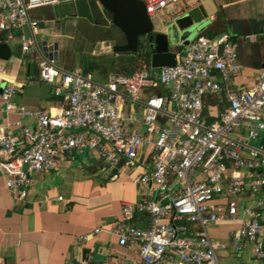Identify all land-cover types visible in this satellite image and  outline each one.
Here are the masks:
<instances>
[{
	"label": "built area",
	"instance_id": "2783aa9c",
	"mask_svg": "<svg viewBox=\"0 0 264 264\" xmlns=\"http://www.w3.org/2000/svg\"><path fill=\"white\" fill-rule=\"evenodd\" d=\"M142 1L152 16L179 0ZM58 3L0 0V32L32 27L30 11ZM19 38L25 63V54L39 48L35 36ZM245 38L253 41L255 35ZM176 61L97 82L42 56L38 78L52 87L59 107L53 112L16 105L21 86L4 82L0 104L27 122L0 121V173L11 193L23 199L35 174L55 169L73 151L96 152L115 179L139 166L145 148L153 167L135 181L146 188L138 210L149 225L133 224L132 206L124 203L113 229L119 245L137 248V264H219L226 245L208 227L226 220L242 223L230 234L233 252L264 259V198L258 195L264 192V68L250 87L237 84L239 48L227 32L196 35L177 51ZM80 263L95 264L94 256Z\"/></svg>",
	"mask_w": 264,
	"mask_h": 264
},
{
	"label": "crops",
	"instance_id": "0c3cea01",
	"mask_svg": "<svg viewBox=\"0 0 264 264\" xmlns=\"http://www.w3.org/2000/svg\"><path fill=\"white\" fill-rule=\"evenodd\" d=\"M196 6L203 7L208 20L198 34L213 37L227 32L237 41L241 70L236 82L250 87L264 68V0H179L154 14L161 23L168 21L165 26L155 28V32H165L166 27L181 16L182 10ZM69 7V4L59 3L32 10L29 14L34 23L32 27L28 24L13 26L0 32V40L8 43L12 50V57L0 62V82L21 86L13 98L16 105L42 107L53 112L59 107L52 87L38 78L39 60L47 56L43 51L45 41L50 46L59 43V64L63 60L70 71L83 73L82 66L88 57L117 56L114 46L121 44L119 41L124 35L117 27L111 30V17L107 12L103 14L107 19L105 23L94 24L65 15ZM22 33L35 36L39 48L25 54V63L21 60L19 37ZM249 34L255 35V40L248 41L245 36ZM81 39L83 45L77 43ZM31 64L35 65L33 75L29 72ZM112 75L117 73L107 71L95 77L86 76L107 82ZM0 118L3 123L6 119L27 122L20 118L19 112L7 114L4 104H0ZM104 165L96 152L86 148L73 151L62 158L55 169L35 174L29 193L23 199L11 193L0 173V264H81L87 254L94 256L95 264H137V248L119 245L113 229L123 217L124 203L132 206V223L148 227V216L138 210L146 188L135 179L144 170L152 169V154L144 148L139 166L115 179H111L112 171H104ZM258 195L264 198V192ZM260 219L264 223V209ZM241 224L238 220H226L208 227L210 236L226 245L218 257L229 260L230 264H264V259L254 258L250 251L240 256L233 252L230 234ZM96 228L101 230L94 233L93 238L80 242L81 236L93 233Z\"/></svg>",
	"mask_w": 264,
	"mask_h": 264
},
{
	"label": "water",
	"instance_id": "95a60500",
	"mask_svg": "<svg viewBox=\"0 0 264 264\" xmlns=\"http://www.w3.org/2000/svg\"><path fill=\"white\" fill-rule=\"evenodd\" d=\"M59 3L70 5L68 14L65 15L84 18L94 24L105 23L107 19L103 18L104 12L110 14L111 23L125 38L123 44L114 46L116 53L135 52L140 38L148 37L152 48L150 59L152 71L161 67L175 66L177 51L187 46L192 37L208 23L207 14L202 6L185 8L181 11V16L166 27L165 32H155L151 16L147 14L145 2L142 0H59ZM43 45L47 57L59 63V43L54 42L50 46L45 41ZM11 57L12 50L9 44L0 40V60L8 61ZM34 71L35 65L31 64L29 72L33 75ZM3 86L4 83L1 84L0 89Z\"/></svg>",
	"mask_w": 264,
	"mask_h": 264
},
{
	"label": "trees",
	"instance_id": "16d2710c",
	"mask_svg": "<svg viewBox=\"0 0 264 264\" xmlns=\"http://www.w3.org/2000/svg\"><path fill=\"white\" fill-rule=\"evenodd\" d=\"M108 15L111 17L110 14ZM142 41H139L138 49L135 52H120L117 53V56H114V54L107 58H86L82 66L83 73L86 75L91 74L93 77H95L96 74L103 75L104 72L107 71L120 75H132L135 71L142 69L144 66L149 67L152 54L151 44L148 39L144 38ZM180 51H182V49Z\"/></svg>",
	"mask_w": 264,
	"mask_h": 264
},
{
	"label": "rangeland",
	"instance_id": "374dc122",
	"mask_svg": "<svg viewBox=\"0 0 264 264\" xmlns=\"http://www.w3.org/2000/svg\"><path fill=\"white\" fill-rule=\"evenodd\" d=\"M151 19H152V21H153L154 28H159L160 26H165L166 24H168V21H167V20H164V21L161 23V21H159L155 15L152 16ZM115 29H116V26H114V25L112 24L111 30H115ZM118 32H119V31H118ZM78 36H79V35H78ZM195 36H196V35H195ZM195 36H194V37H195ZM194 37H192V39H193ZM140 40H141V41L144 40V37H141ZM124 42H125L124 37H123V38L121 37L119 43L123 44ZM142 42H143V41H142ZM77 43H79V44L81 43V45H83V44H84V41L81 39V40H78ZM79 44H76L75 46H78ZM88 45H89V41H88V43H87V48H88ZM86 52H87V50L85 51V53H86ZM60 64L63 65V66H64V65L69 66V65H67L66 63L64 64L63 60H60ZM64 67H65V66H64ZM8 69H9V68H8ZM72 69H75V68L72 67ZM156 73H158V70H156ZM0 119H1V118H0ZM259 142H260V141H258V142L256 141V142H254V144H255V145H258ZM218 261H219V264H230V261H229V260L224 259V258H221V257H218Z\"/></svg>",
	"mask_w": 264,
	"mask_h": 264
},
{
	"label": "flooded vegetation",
	"instance_id": "af4514ba",
	"mask_svg": "<svg viewBox=\"0 0 264 264\" xmlns=\"http://www.w3.org/2000/svg\"><path fill=\"white\" fill-rule=\"evenodd\" d=\"M145 39H148V37H145Z\"/></svg>",
	"mask_w": 264,
	"mask_h": 264
},
{
	"label": "bare ground",
	"instance_id": "6f19581e",
	"mask_svg": "<svg viewBox=\"0 0 264 264\" xmlns=\"http://www.w3.org/2000/svg\"><path fill=\"white\" fill-rule=\"evenodd\" d=\"M3 61V60H0V62Z\"/></svg>",
	"mask_w": 264,
	"mask_h": 264
}]
</instances>
